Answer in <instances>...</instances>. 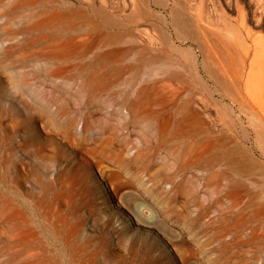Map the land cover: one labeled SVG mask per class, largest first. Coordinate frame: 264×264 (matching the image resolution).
<instances>
[{
	"label": "rangeland",
	"instance_id": "374dc122",
	"mask_svg": "<svg viewBox=\"0 0 264 264\" xmlns=\"http://www.w3.org/2000/svg\"><path fill=\"white\" fill-rule=\"evenodd\" d=\"M78 1L76 49L0 0V264H264V0H206L213 48Z\"/></svg>",
	"mask_w": 264,
	"mask_h": 264
},
{
	"label": "bare ground",
	"instance_id": "6f19581e",
	"mask_svg": "<svg viewBox=\"0 0 264 264\" xmlns=\"http://www.w3.org/2000/svg\"><path fill=\"white\" fill-rule=\"evenodd\" d=\"M205 1L206 0H198L197 2H196V0H127V5L132 7L134 9L133 11H136L135 16L138 15L140 17L142 16L143 18L144 17H151V18L159 21L163 26L164 25L167 27L172 26L177 31H180V30L181 31H185V30L190 31V29H189L190 27L193 30H195L194 35H190L191 33H187V32H186V34L185 33L180 34L178 32L177 33L178 38L187 39L190 37V38H192V40L197 41L199 47H202L201 43L199 42V40L202 38H203L202 42L206 41L209 48H213V46H215L216 44H220L221 46L224 47V34H223L224 32L222 33L221 30L219 29V27H220L219 24L218 25L213 24L214 21L212 22V20L210 19V17H211L210 12L212 10L211 6H213L212 0H209L211 3V6H209V3H208V7H210V8H207ZM51 2H52L51 7H49L47 9V11L51 12V15H53L58 20V23L60 22V25L58 24L59 27H57L55 35L53 36V38H51L50 42L47 41V44L57 48L58 45L60 47L61 45H63V43L65 41L67 42L68 41L67 39H71V41H73V45L77 49L79 47V45L82 44V43H80V40L78 38L80 33H81V25H82L80 16L84 12V7H83L81 1L77 0L76 2L72 3V2H67L65 0H51ZM102 2H104V0H102ZM125 2H126V0H125ZM213 2H214V0H213ZM122 3H123V5L126 4V3L124 4L123 0H122ZM214 4H215V2H214ZM49 5H50V3H49ZM111 5H113V4H111ZM168 6H170V10L167 14V12H165V10ZM214 6H216V5H214ZM237 7H238V3H237ZM68 8H70V10L72 11V15L68 16L69 21L68 20L66 21V19H67L66 17H67V13H68V12H66L67 11L66 9H68ZM214 8H216V7H214ZM92 9L95 10V8H92ZM216 9L218 10V8H216ZM216 11H214V12H216ZM217 12L214 14V17L217 15L219 16V14H217ZM140 17H138V18H140ZM221 17L222 16H219V18H221ZM218 19H217V21H218ZM223 19H221V20L223 21ZM119 22L120 21L118 18H116L115 21L113 22V23H116L114 25L118 30L121 28ZM245 30H246V32L250 33V30H248V27L246 28V26H245ZM248 33H247V35H248ZM42 36L43 35L33 36V38L31 37L32 38L31 40L34 43H37V45H44V44H42V40H41ZM150 36L152 37V35H150ZM257 38L258 37H256V35H255V39H257ZM90 42L91 41L88 40V42H85V43L91 44ZM47 44H45V46ZM76 56L78 57L77 52H76L75 57ZM57 57H66L67 58L68 53H67V51L59 52L57 54ZM75 57H74V59H75ZM116 60H119V59H116ZM137 219H139V217ZM140 221H141V224L146 225L148 227H153V225L155 224L154 221H148V220H142V219H140ZM156 224L158 227L163 229L162 225H160L159 223H156ZM51 250L53 252L55 251V249H51Z\"/></svg>",
	"mask_w": 264,
	"mask_h": 264
}]
</instances>
